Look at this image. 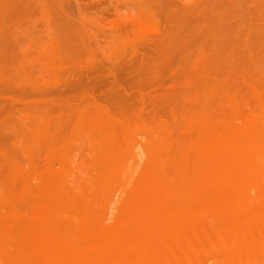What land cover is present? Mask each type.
Wrapping results in <instances>:
<instances>
[{
    "label": "rangeland",
    "instance_id": "obj_1",
    "mask_svg": "<svg viewBox=\"0 0 264 264\" xmlns=\"http://www.w3.org/2000/svg\"><path fill=\"white\" fill-rule=\"evenodd\" d=\"M213 1L215 0H0V43H4V44H0V88H1L0 89L1 90L0 91L1 92L0 93V108H1L0 111L2 112V113L0 112V121L3 120V122H0L1 123L0 124L1 126L0 127V133H1L0 150L9 151L12 154L14 153L13 154L14 156H16L21 161L26 162V153H27L26 151L27 150L22 145V137L27 132H29L32 126H34V124H32L31 121L28 119V113L30 110L34 109L39 103H43L45 105L47 104L50 105V103L51 104L53 103L57 107L61 106V103H62L63 106L65 105V107H68V110L69 109L70 111L72 110V112L70 113V111L66 109L68 111L66 113L67 116L69 115V117L72 116L73 118V116L75 115L73 119L74 121L72 120V118L70 119L69 117L66 116L67 119H70L72 121V125H74L78 121L82 113H85L87 116H92L94 115L96 110H99V109H103L107 113H110L111 116L115 120H117V122L124 124L129 129H136L138 125H142V124H146V125L149 124L153 126V124H158L159 122H163L165 124H168L167 126L170 129L172 128L171 131L173 132L175 139L177 138V135H178V138L176 140H179L180 142L181 141L185 142L188 140V137L185 135L184 130H186V128L189 126V123H188L189 119H191L193 115L198 113L203 106L204 98L201 97L200 93H198L197 86H199L202 83L205 84L206 81L210 82V83L207 82L206 84L213 83L212 88L214 89V94L211 96L213 98L211 99L210 97L209 100L207 101L210 103H208V105L206 103L208 107L207 117H208L209 122L206 125L199 126L198 128H196L197 130L200 128L198 131H204L208 125L215 126L224 117V115H228L231 112L232 113L230 115L232 117H236V119L239 118L240 120H242V118L245 115L251 114L252 112L255 113L254 115L256 116L257 115L259 116V114L264 115V96H263L264 95V77H262L259 73L255 72L254 68L252 67L254 62L257 64L258 62L262 63L264 61V55L263 53H261L262 50L261 49L259 50L260 48L259 44H256L259 42L258 37L255 36V35H259L262 32L264 33V17H262V15L264 16V10L262 14V12H260L259 10L260 8H254L253 6L252 7L250 6L249 9L251 8L253 12L251 11V13H249L250 10L246 11L245 16L248 15V17L246 16L245 18L241 20V22H238L236 24L238 27H236L237 29L235 28V30L238 34H240L239 32H241L242 36L240 35V37H242L241 41L243 44L240 43L236 49L227 50L229 51V54L233 52L234 55L231 54V56L233 57L236 56L234 58L232 57V61H233L231 62L232 70L230 71V73L235 72L236 75L228 74V72L226 73L224 71L218 72V70L217 72L216 70H214L213 71L214 73H213V72L207 71L208 69L204 68L203 66H194L192 64H191V67H190L191 70H190L189 68L190 63H189V66H186L187 65L186 61L182 60L181 62V59H180L181 53H179V51L181 52L183 51V48H184L183 45L187 44L185 45V49L188 45L190 47L191 45L194 47L198 46L197 43L199 42V40H196V38L198 39L200 38V36H198L200 31H199V28L195 27V25L197 26L196 23L199 22L200 20L204 21L203 18L205 17L209 19L212 18L209 5L213 3ZM217 1H219V3H221L224 7L227 6L226 7L227 12L226 11L225 12L229 13L228 15L231 16L237 13L236 12L237 7L234 5L235 0H217ZM250 1L251 2H249V0L248 1L246 0V2L252 3V0ZM248 3L246 4L249 6L250 4ZM199 5H201L200 8H199ZM194 9L196 11L198 9L200 12L199 11L196 12ZM206 9L209 10V13H210L209 17H208L209 13L208 11H206ZM152 10L155 13H152L153 12ZM202 10L204 13L207 12L205 13L207 14V16L203 14ZM182 11L183 13H181ZM256 11H259V14ZM254 12L256 13V15L254 14ZM141 13H143L146 18V19H142V21L144 20L143 21L144 24L142 23L140 19V18H144L143 17L144 15ZM196 13L197 15H195ZM191 14L192 15L194 14L195 16L194 15L191 16ZM201 14L203 16H200ZM140 15H143V16L141 17ZM251 15H253L251 19H254V20L253 21L251 20L250 22L249 20H250ZM177 16L183 17L184 19L183 18L180 19ZM190 16L192 17V19ZM198 16L200 17V20L193 21L194 18L195 20H197L199 18ZM148 17H150V19H148ZM256 17H258L261 21L258 20ZM145 21H147V23ZM178 21L180 24L178 23ZM256 21L259 23H254ZM194 22H195V25L193 24L194 25L193 26L192 23ZM181 23L183 24L181 25ZM184 23L185 24L187 23V24L185 25ZM239 23L240 24L242 23V24L238 25ZM243 23L245 25L248 24V28ZM258 24L259 25L262 24V25L259 26ZM184 25L186 27H184ZM243 25H244V30L239 28V26L242 27ZM254 25L257 27H255ZM187 26H189L190 28L188 27L189 28L188 29ZM253 26H254V31H252ZM176 27L178 29L177 31L178 32L180 31L179 37H177L178 32L176 31ZM193 27L195 28V30ZM149 28L150 30H148ZM257 28L261 30H258ZM190 29H192L193 31ZM190 31L192 32L189 33ZM248 31L249 33H247ZM188 33L189 35H192L193 38L190 39V37L188 36ZM5 34L7 35V37L9 35L11 38L10 37L7 38ZM182 34L185 35L183 36L184 40L185 39L187 40L184 41L182 39L183 38ZM2 35L4 36V38L6 37L5 39H9L10 40L9 42L10 43L12 42V43L11 44L9 43L10 45H8L7 43L6 45L4 38L3 37L1 38ZM168 37H170L171 41H168L169 40ZM243 37L248 38L249 40L244 39ZM253 37L254 38L257 37V39L255 38L257 42L254 41V39H252ZM79 38L81 40V43L79 42L80 41ZM166 38L168 40H166ZM174 38L176 39L178 38L177 39L178 41L175 40ZM181 39L184 41L183 43L180 42L182 41ZM194 40H196L197 43ZM244 40L246 41L243 42ZM60 41H62L63 44L60 43ZM178 42L181 44H179ZM248 42L250 43L248 44ZM64 44H67V45L69 44V45L65 46ZM165 44L169 46V47L167 46L169 50L168 48H166ZM176 44H178V46L181 45V47L182 46L183 47L180 48ZM241 44L243 47L241 46ZM245 44L247 47H245ZM11 45L13 48L10 47ZM82 45L84 46V50H82L83 49ZM1 46L4 49L1 48ZM189 46L187 48H190ZM248 46L250 47L248 48ZM5 47L9 48V50L11 48L12 49L10 51H8L7 49L5 52V49H6ZM64 47H66V49L68 50L69 55H70L69 57L73 59L69 61L72 67L70 66V63L67 61L68 60L67 58L69 57L67 56L64 59V56H62V54H65L67 52L65 50H62L64 49ZM239 47L242 48L240 51L238 50ZM177 48L178 49L180 48L179 51L177 50ZM190 49H193V47ZM255 49L257 51H254ZM12 50L16 53H14ZM56 51L59 53V55L56 54ZM250 53L254 55L253 58L249 57ZM258 53L261 55H259ZM137 54H138V57H136ZM156 54L157 55L159 54V55L157 56ZM6 55L7 57L5 58ZM133 57L135 58L134 60H133ZM155 57L157 60L155 59ZM7 58H9L8 61L12 60L11 62L9 61V66H8V61H6ZM18 58L20 59L17 60ZM176 58H178L179 63ZM248 58H250V60ZM88 59L89 61H87ZM246 59H248L250 62L246 61ZM14 60L16 61V63L14 62ZM121 60L125 62H122ZM174 61H175V64L173 63ZM62 62H64V64L67 63V65L66 66L63 65ZM4 63L7 66L6 65L4 66ZM10 64L12 65L10 66ZM180 64L182 66L181 68H180ZM13 65H14V68H13ZM170 65H171V68H169ZM60 66L63 67L65 70H63ZM246 66L247 67L249 66V67L247 68ZM176 67L177 68L179 67V68L177 69ZM130 68H132L133 70ZM3 69L5 70L7 69L6 71L10 69L12 70L10 71L11 73H9V71L6 72ZM72 69H74V72L76 71L77 74L74 72L71 73V71H73ZM205 70L208 73L210 72L209 76H208V73L205 72L206 73L205 74L204 72H202ZM176 72L179 75H177ZM180 72L183 73V75H185L186 72L187 74L185 75V77L182 78ZM222 73L224 74L221 75ZM80 74L82 77L80 76ZM227 74H228V77L226 76ZM59 75L61 78L59 77ZM175 75L179 76L178 78L181 80H179L178 78L177 80H175V78L177 77ZM8 77H11V79ZM231 77L232 79H230ZM225 78H227L229 82L225 81L226 80ZM260 79H262V81H260ZM178 80L184 81V82L180 83ZM73 81L74 83H72ZM77 82H80L79 83L80 85ZM227 82L231 88H229L228 85H226ZM214 83L215 84L217 83L216 86ZM74 84L75 85L78 84V86L81 88L77 87V85L75 86ZM7 85H8V88L12 87V89L10 88L9 90L7 88ZM81 85L85 88L83 89ZM73 87H75L74 88L75 90L73 89ZM193 87L195 91L192 90ZM111 88H113V90H111ZM77 89H79V91ZM80 89L82 91L87 89V92L86 90L82 92ZM217 89H219V91ZM68 90H69V93H66L68 92ZM11 91L13 93H11ZM187 91L189 94L187 93ZM239 91H241V93ZM79 92L81 95L79 94ZM76 93L78 95L77 97L78 99L77 98L75 99ZM109 93L112 97H110ZM158 93H159V96H157ZM15 94H17L18 96ZM45 94L47 98L44 97ZM112 94L114 95V98L116 100H113L114 98ZM72 95H74V97ZM106 95H108V97ZM173 95H175L176 97H179L178 98L179 100L176 99V97H173ZM68 96H70L72 100ZM79 96L81 99H79ZM58 97H60V101H61L59 102L60 104L58 103V99H59ZM97 97L100 99H98ZM64 98L69 99L70 102L67 99H65L64 101ZM108 98H110V100H108ZM181 98L184 99L185 102L181 100ZM51 99L53 100L55 99L54 101L57 102V104L53 102ZM89 99H92V100L90 101ZM260 99H261V102H259ZM40 100L43 102H40ZM119 100H120V103H124V101L126 100L128 103H125V105L128 104V106L125 108L123 107L125 106L123 104L119 106ZM130 100L132 101V103L130 102ZM146 100L147 101L149 100V101L146 102ZM217 100H219V102ZM255 100H257L258 103ZM102 101H105V102L103 103ZM106 101H107V104H105ZM115 101L116 103L118 102V104L113 103ZM200 101H202V105H200L201 104ZM254 102L257 104H254ZM232 103L235 105V110L231 109ZM259 103L260 104L262 103V105H260ZM72 104L73 105L77 104V105H74V108H73ZM111 104L113 105L116 104V105L113 107V105ZM180 105H183L182 108L184 109L180 108L179 107ZM259 105L260 107L262 106L261 107L262 109L259 108L260 110H258ZM116 106H119L118 107L119 109L122 108V112L118 113L117 112L118 110L115 109L117 108ZM133 106H136V109ZM64 108H63V111H64ZM131 108H134L135 110L133 109L134 111L133 110L130 111ZM167 108L168 109L170 108L171 110L169 109L170 111L168 112ZM175 108L178 111L175 110ZM254 108L256 109L254 110L255 112L253 111ZM76 109H77V113L75 111ZM11 110H14V112L13 111L11 112ZM228 110H230L231 112L230 111L228 112ZM256 111L259 114H256ZM53 112L54 110L52 111V113ZM55 112H54V115L52 114L50 115V118L53 117L51 118L53 120L58 117L57 114H55ZM128 112L130 113V115ZM73 113L74 115H70ZM112 113L113 114L115 113V114L113 115ZM170 113H173L172 114L174 116L173 119L171 118L172 116H170L169 119H167L168 116L171 115ZM116 114H118L119 116L121 114L124 117L125 122L123 118H121L122 116H120L118 119L117 118L118 116ZM126 114H128L129 117ZM158 114L159 116H162L161 117L162 121L159 120L160 117L157 116ZM2 116L6 117V119L8 118L9 121L8 120L6 121V119ZM133 117H135L136 119L135 118L133 119ZM153 117L155 118V121ZM170 118H171V121H170ZM179 118H180V121L178 120ZM137 119H140V120H137ZM181 119L182 120L185 119V120L181 121ZM236 119L235 118L233 119V126H240L242 124L241 122L243 121L240 122V120H236ZM47 120H48L47 117H42L39 119V123H45ZM174 120H176V123ZM178 121L182 123H179ZM131 123H134V124H131ZM261 126L262 127L260 128L261 129L260 135L264 136V121H262ZM177 127H178V130H176ZM1 128H4V129H1ZM174 128H176L175 129L176 131L174 130ZM83 131L84 132H82L80 137L77 135V136H73V138L70 137L69 139L70 144H71L70 157L74 164L75 171L73 174H71L67 178V184L71 187L72 191H74L78 195L83 194L81 185L77 183L78 176L82 178L83 183L93 186L94 185L93 175L100 174V173L107 174L113 168V166L107 165L102 162V154L105 153L108 149L105 146L104 147L94 146V140H93L94 137L92 133L93 130H92V126L90 125L88 121L87 122L85 121ZM176 132L178 133L177 135H176ZM9 136L12 137L13 141H11V138ZM179 136L180 138L182 137L181 140L179 139ZM8 139H10L9 142H8ZM237 140L239 141L240 138L236 139L234 143L236 144L242 143L241 140H240L241 142L240 141L238 142ZM62 141L63 139L60 138L59 142L61 143ZM163 143H166V142H163ZM163 143H160V145H165ZM7 144L9 145L7 146ZM149 152L152 153L153 149L149 148L147 150V153ZM19 156L21 158H19ZM233 158L235 162L241 166H251L254 164V162L250 159L247 151H244V150L241 151L240 148L234 151ZM214 163L218 164L219 161H215ZM6 174L7 173L5 171L0 172V179L6 178L5 177ZM102 177L103 178L101 179V186H105V187L115 186V179L113 177H111L110 175H103ZM263 178L264 177H262V179ZM36 183L37 181L35 180V184ZM179 184L180 182H176L177 186L181 185ZM198 184L202 187L203 190H214V193H215L214 196H217L219 200H222L224 196H227V199L229 198V200L231 199L232 202L228 201L230 203L229 206H231V208L228 206V204H226V207L228 209L227 215L230 216L231 214V218L233 220L232 222L233 226H231V228L229 229L230 231L223 228L222 225L220 227V224L217 221H215V218L211 213L212 207L210 204L202 205V203H196L197 204L196 205V204H191L189 202H186V203L184 202L183 205L181 206H175L170 211V216L174 219L173 222L170 223L169 225L162 226L158 231L153 232L154 234L151 232L152 229L150 226L151 215L147 214L146 212L140 211V213L135 217V219L129 222L127 229L119 236L118 239L116 238V239L110 240V244H117V243H124V242L127 243V248L125 249L124 252H122L123 254L120 255L119 257L120 261L117 264H121V263L128 264L129 260L127 261L123 259V257L127 255L133 258L132 261L130 262L131 264H151V263L161 264V261H158V260H161L163 257L172 255V254H173L172 263L175 262L174 264H180V263L181 264H191V263L196 264V262H199L197 264H250L249 261L252 262L254 258H257V256L260 261L258 260L252 264H264V208L262 209V207H264V197L260 196L257 191L253 190L254 188L252 189V187L246 188L242 192V194H239L237 183L234 180L223 184V183H216L215 181H212L210 179H204L203 181H199ZM133 186L134 185H131V188ZM255 194L257 195V197ZM214 196H213V201L214 200L219 201L218 198ZM2 199L3 198H1V200ZM174 199H175L174 197L167 198V202L173 203ZM30 202H31L30 197H26L22 199L21 202L17 204L18 209L21 212H27L29 210ZM126 203H127V199L121 200L120 204L117 203L116 205L117 210H114L113 214L109 217V220H106L107 222L106 225H111L113 223L114 219L116 218V215L118 214V209L121 208ZM236 204L243 205L244 209H242L239 213H236L235 216H233ZM249 204H251V206H249ZM187 207H191L197 211L195 212V216H191L188 218L187 217L183 218L181 216V209L187 208ZM6 212L7 210L3 207V203L1 202L0 203V214L4 215L6 214ZM260 212H261V215L259 214ZM81 214H82L81 212H79L78 214H74V215L63 214L59 217V219L63 223V225H74L76 224L77 219ZM207 217H212L213 219L212 218L208 219ZM210 219H211V222H210ZM235 220L239 222L237 223ZM206 223H207L206 225L207 227L205 226ZM241 226L244 229H242ZM219 228L224 229V230H220L221 231L220 232L218 231ZM184 230H186L187 232H183ZM68 231L69 230L64 228L63 234L65 236H69L70 234ZM209 233H211L213 236L210 237ZM219 234H221V237H223L224 235L223 238H225L227 242L230 244V250L224 254L211 256L210 252H212L213 249H216L214 248L216 247L215 245H217V248L220 245L221 246L224 245L223 242L225 241V239H222ZM212 237L213 239H211ZM221 239L224 241H222ZM246 240H248V242ZM22 241H23V238L20 235V233L17 231V229L12 228L10 231V236L8 237L7 242H6L7 246L12 249L13 247L17 248L19 245H22ZM167 243L169 247L166 245ZM256 251L260 253L258 254V252ZM86 252L88 254H91V257L93 259L92 262H90V264H106L105 260L102 259V257L99 255L97 248L88 247ZM226 256L228 257V260L225 261L224 259ZM220 258L224 261H222ZM194 259L196 262L194 261ZM140 261L143 263H141ZM78 264H83V262L81 261Z\"/></svg>",
    "mask_w": 264,
    "mask_h": 264
},
{
    "label": "bare ground",
    "instance_id": "obj_2",
    "mask_svg": "<svg viewBox=\"0 0 264 264\" xmlns=\"http://www.w3.org/2000/svg\"><path fill=\"white\" fill-rule=\"evenodd\" d=\"M235 1H234V5L237 7V11H236L237 13L235 12L236 14L231 15L233 17L228 15L229 13H226L227 12V8H226L227 6L224 7L221 3H219V1L215 0V1H213V3H211L209 5L210 6V13L212 15V18L210 17L211 19L206 18V17L205 18L202 17L204 20V21H202V20H200L199 16H198L199 18L196 17V18H198L197 20H195V18H194L193 21H199L200 20L199 22L196 23L197 26L195 25V22L192 23V25L194 24L195 27L199 28L200 32H199L198 36H200L201 39L200 38L198 39L195 37L196 40H199L198 43L196 42V40H194L198 45L196 47H194L192 45L190 47L188 45L190 48L193 47V49L187 48L188 46L185 49V45H187V44L183 45L184 48H183L182 52L179 51V49L182 48L183 46L181 47V45L178 46V44H176L178 47H180L179 49L177 48V50L179 51V53H181L180 54L181 58L179 56V58L181 59V62H182V60L186 61V64H187L186 66H189V63H190L189 68L191 67V64H192L194 66H203L204 68L208 69V70L206 69L207 71H210V72H213L214 70H216V72H217V70H218V72L224 71L226 73L228 72V74H235V72L230 73V71L232 70L231 69L232 68L231 62H233L232 61L233 56H231V54H233V52L231 54H229V51H227V50L236 49L239 46V44L242 43V41H241L242 37H240L241 32H239L240 34H238L235 30V28L238 27L236 24L238 22H241V20L243 18H245L246 16L248 17V15L245 16V14H246V11H248V10H250L249 13H251L252 10H251V8L249 9L250 6L251 7L253 6L254 8H260L259 10H260V12H262V14H263V10H264V1L263 0H254V1L252 0V3H248V2H246V0H235ZM249 2H251V1L249 0ZM246 3H248L250 5L248 6ZM200 6L201 5H199V8H200ZM224 8H225V10H224ZM198 9H197V11H199ZM206 11H208V13H209V10L206 9ZM199 12H198V14H199ZM202 12H203V10H202ZM256 12H258V14H259V11H256ZM152 13H155V12L153 11ZM181 13H183V11ZM205 13H207V12H205ZM205 13L203 12V14H205ZM210 13H209L208 17L210 16ZM141 14H143V13H141ZM247 14H248V12H247ZM254 14L256 15L255 12H254ZM143 15H140V16L142 17ZM186 15H184V16H186ZM193 15L191 14V16H193ZM195 15H197V13ZM205 15L207 16V14H205ZM253 15H251V17L249 16L250 22H251V20L252 21L254 20V19H251ZM200 16H203V15L201 14ZM260 16H259V18H260ZM143 17L144 18H140L141 21H142V19H146L145 15ZM177 17H179V16H177ZM262 17H264V16L262 15ZM179 18L181 19L183 17H179ZM256 18L258 20H260L258 17H256ZM148 19H150V17H148ZM191 19H192V17H191ZM143 21H142V23H143ZM179 21H178V23H179ZM193 21H191V22H193ZM145 22L147 23V21H145ZM184 22H185V20H184ZM254 23H259V22L256 21ZM182 24L183 23H181V25ZM241 24L239 23L238 25H241ZM185 25H184V27H186ZM244 25L242 26L243 28L240 26H239V28L244 30ZM260 25H262V24H260ZM245 26H247V28H248V24H246ZM254 26L252 27L253 28L252 31H254ZM188 27L189 26H187V28ZM255 27H257V26H255ZM4 29H3V31H4ZM192 29H190V30H192ZM257 29H255V30H257ZM148 30H150V28ZM177 30L178 29L176 27V31ZM194 30H195V28H194ZM248 30H250V29H248ZM258 30H261V29H258ZM192 31H190L189 33H191ZM179 33H180V31L177 33L178 34L177 37H179ZM189 33H188V36L190 37V39L193 38L192 35H189ZM247 33H249V31ZM253 33H255V32H253ZM166 34H168V33H166ZM184 34H182V37L185 36ZM186 34H187V32H186ZM5 36L7 37L6 34H5ZM253 36H254V34H253ZM255 36L258 37V41H259L256 44H259V47H260L259 50L261 49L262 50L261 53H263V55H264V33L262 32L259 35H255ZM2 37L4 38L3 35L1 36V38ZM8 37H10V36L8 35ZM257 37H255V38L257 39ZM5 38H4V41L6 42V45H7V43H8V45H10L12 42L10 43L9 42L10 40L5 39ZM255 38L253 37L252 39H254V41L257 42V40H255ZM168 39L166 38V40L171 41L170 37H168ZM174 39L177 40L178 38L177 39L174 38ZM182 39L184 40V37ZM244 39H248V38H244ZM79 40H80V38H79ZM183 40L180 42L183 43L187 39H185L184 41ZM245 41L246 40H244L243 42H245ZM79 42L81 43V40ZM165 42H167V41H165ZM250 42H248V44ZM252 42H253V40H252ZM60 43H62V41H60ZM167 43H169V42H167ZM0 44H4V43H0ZM162 44H163V42H162ZM162 44H160V45H162ZM179 44H181V43H179ZM242 44H241V46H242ZM246 44H245V47H247ZM64 45L68 46L69 44L68 45L64 44ZM63 46H62V48H63ZM167 46L168 45H166V48L169 47V46L168 47ZM10 47H12V45ZM161 47H163V46H161ZM249 47L250 46H248V48ZM1 48H3V47L1 46ZM5 48H6L5 49V52H6L7 49H8V51H10L13 47L10 50L7 47H5ZM82 48H83L82 50H84V46ZM239 48H238V50L240 51L242 48H240V49ZM257 48H258V46H257ZM256 49L254 51H257ZM62 50L67 51L65 54H62V56H64V59L67 56L68 57L70 56L66 47H64V49H62ZM168 50H169V48H168ZM248 51H250V50H248ZM250 52H252V51H250ZM14 53H16V52H14ZM14 53H12V54H14ZM63 53H64V51H63ZM85 53H86V51H85ZM154 53H156V52H154ZM56 54L59 55V53L57 51H56ZM10 55H11V53H10ZM194 55H195V57H194ZM259 55H261V54H259ZM253 56L254 55H252V53H250L249 57L253 58ZM255 56H256V54H255ZM6 57H7V55L5 56V58ZM17 57H19V56H17ZM136 57H138V54ZM156 57H155V59H156ZM234 57H236V56H234ZM243 58H244V56H243ZM250 58H248V59L250 60ZM8 59L9 58H7L6 61H8ZM19 59L20 58H18L17 60H19ZM67 59H68L67 60L68 62L73 60L71 57H69ZM75 59H74V61H75ZM134 59L135 58L133 57V60ZM176 59L178 61V58H176ZM248 59H246V61H249ZM15 60H14V62L16 63ZM90 60H91V58H90ZM126 60H128V59H126ZM9 61L11 62L12 60H9ZM9 61H8V66H9ZM78 61H79V59H78ZM87 61H89V59ZM122 62H125V61H122ZM240 62H242V61H240ZM5 63H7V62H5ZM5 63H4V66L6 65ZM173 63L175 64V61ZM178 63H179V61H178ZM258 63L256 64L254 62V64L253 65L251 64V65L254 68L255 72L259 73L262 77H264V61L262 63H259V64ZM62 64L65 66L67 65V63L64 64V62H62ZM11 65L12 64H10V66ZM247 65H248V63H247ZM70 66H71V63H70ZM186 66H185V68H186ZM181 67L182 66L180 64V68ZM13 68H14V65H13ZM61 68L63 70H65L63 67H61ZM156 68H157V66H156ZM169 68H171V65L169 66ZM130 69H132V68H130ZM3 70H5V69H3ZM11 70L12 69L8 70L9 73H11L10 72ZM72 70L73 71L70 70L71 73L74 72V69H72ZM190 70H191V68H190ZM206 70L202 71V72L205 73ZM8 71H6V72H8ZM175 71H177V70H175ZM142 72H144V71H142ZM187 72H186V74H187ZM74 73H76V71ZM206 73H208V72H206ZM209 73H208V76H209ZM223 74L224 73H222L221 75H223ZM228 74L226 75L227 77H228ZM72 75H74V74H72ZM177 75H179V74L177 73ZM177 75H175V76H177ZM185 75H183V73H181L182 78L185 77ZM44 76H46V75H44ZM67 76H69V75H67ZM80 76H81V74H80ZM11 77H8V78L11 79ZM59 77H60V75H59ZM178 77L179 76H177L175 78V80H177ZM152 78H154V77H152ZM118 79H120V78H118ZM225 79H224L225 81H228L227 78H225ZM230 79H232V77ZM179 80H181V79H179ZM74 81H76V80H74ZM74 81L72 83H74ZM200 81H202V80H200ZM200 81H198V82H200ZM213 81H214V79H213ZM260 81H262V79H260ZM179 82L183 83L184 81H179ZM207 82H209V81H206V83ZM228 82L226 85H228ZM77 83L79 84L80 82H77ZM206 83L205 84L202 83L203 85L200 84L199 86H197L198 87L197 88L198 93H200L201 97L204 98L203 106L198 113H196L195 115H193V117L191 119H189V122H188L189 126L186 128V130H184L185 135L188 137V140L185 138L187 140L185 142H183V141L180 142L179 140H176L178 138V135H177L178 131L176 132L177 138L175 139L173 132L171 131L172 128L170 129L167 126L168 124H165L163 122H159L158 124H153V126L149 125V124L148 125L142 124V125H138L136 129H129L124 124L117 122V120H115L111 116L110 113H107L103 109L96 110V112L92 116H87L85 113H82L80 118L78 119V121L74 125H72V121L70 120L72 118V116L69 117V115L68 116L66 115V113L68 111H70V109L68 110V107H65V105L63 106L62 103H61V106H59L60 108L57 107L53 103L52 104L50 103V105H48V104L45 105L43 103H39L34 109L30 110L28 113V119L31 121L32 124H34V126H32V128L29 130V132H27L22 137V145L27 150L26 151L27 152L26 153V162H23L20 159H18L16 156L13 155L14 153L12 154L11 152L6 151V150H0V172L5 171L7 173L6 174L7 176L5 175L6 178L0 179V203L2 202L3 207L7 210L6 214H4V215L0 214V263H2V264H78L79 262L82 261L83 264H90V262H92L93 259L91 257V254H88L86 252V250L88 247H90V248L95 247L98 249L99 255L102 257V259L105 260L106 264H117L120 261L119 260L120 255L123 254L122 252H124L125 249L127 248V243L124 242V243L110 244V240L116 239V238L118 239L119 236L127 229L129 222L133 221L135 219V217L140 213V211L146 212L147 214L151 215L150 226H151L152 231L151 230L150 231L153 233V232L158 231L162 226L169 225L170 223H172L174 219L170 216V211L175 206L183 205L184 202L185 203L189 202L191 204L202 203V205L203 204L204 205L210 204L212 207L211 213L214 216L215 221H217L220 224V227L222 225L223 228L229 230L231 228V226H233L232 225L233 220L231 218V214H230V216L227 215L228 209L226 207V204H228V206H229L230 205L229 202H232L231 199L229 200V198L227 199V196H224L225 198L223 197L222 200H219V198L217 196H214V194H215L214 190H203L202 187L198 183H199V181H203L204 179H210L212 181H215L216 183H223V184L234 180L237 183L239 194H242V192L246 188L252 187V189L254 188L253 190L257 191L260 196L264 197V182H263L264 178L262 179V177H264V136L260 135V132H261L260 128L262 127L261 126L262 121H264L263 120L264 115L257 113V111L260 110L259 108L262 107V106L260 107V105H262V103L261 104L259 103L260 105L258 106V110L256 111V114H259V116L254 115L255 113L252 112L253 114L251 113V114L245 115L242 118V120H240L239 118L236 119V117H232L230 115L232 112L230 110H228V112L230 111L231 113L228 115H224V117L215 126H209L208 125L204 131H198L200 128L198 130L196 128H198L199 126L206 125L209 122L208 117H207V109H208L207 105L210 102H207V101L214 94V89L212 88L213 83H211V84H206ZM78 84H76L77 87H79ZM129 84H131V83H129ZM216 84H215V86H216ZM8 85H7V88H8ZM169 85H170V83H169ZM66 87H67V85H66ZM228 87L231 88L230 85H228ZM10 88L12 89V87H10ZM10 88H8V89L10 90ZM74 88L75 87H73V89ZM79 88H81V87H79ZM84 88L85 87H83V89ZM113 88H111V90H113ZM67 89H69V88H67ZM77 90L79 91V89H77ZM85 90L87 92V89H85ZM85 90H83V91H85ZM192 90L195 91L194 87ZM217 90L219 91V89H217ZM91 91H92V89H91ZM188 91H187V93H188ZM117 92H119V91H117ZM239 92L241 93V91H239ZM7 93H9V92H7ZM11 93H13V92L11 91ZM66 93H69V90ZM77 93L75 95L76 96L75 99L78 97ZM5 94H6V92H5ZM17 94H15V95H17ZM79 94H80V92H79ZM66 95H68V94H66ZM109 95H110V93H109ZM72 96L74 97V95H72ZM106 96L108 97V95H106ZM157 96H159V93ZM36 97H37V95H36ZM44 97L47 98L46 94ZM68 97L71 98L70 96H68ZM110 97H112V96L110 95ZM115 97H117V96H115ZM173 97H176V96L173 95ZM216 97H218V96H216ZM40 98H42V97H40ZM58 98H59L58 99V103H59L61 101H60V97H58ZM113 98H114V95H113ZM178 98L179 97H176V99H178ZM212 98L213 97H211V99ZM65 99H67V98H64V101H65ZM79 99H81L80 96H79ZM92 99H89V100L91 101ZM98 99H100V98H98ZM123 99H122V101H123ZM51 100L53 102H55L54 101L55 99L54 100L51 99ZM67 100L69 101V99H67ZM67 100H66V102H67ZM71 100H72V98H71ZM108 100H110V98H108ZM113 100H116V99L114 98ZM126 100H127V98H126ZM126 100L124 101V103H120V100H119V106L121 104L125 105V103H128ZM131 100H130V102L132 103ZM169 100H171V99H169ZM181 100H183L185 102L184 99L181 98ZM199 100H201V99H199ZM148 101L146 100V102H148ZM153 101H155V100H153ZM217 101L219 102V100H217ZM255 101L257 102V100H255ZM40 102H43V101L40 100ZM102 102L104 103L105 101H102ZM141 102H142V100H141ZM200 102H201L200 105H202V101H200ZM259 102H261V99ZM55 103L57 104V102H55ZM113 103H116V101ZM206 103H207V105H206ZM257 103L254 102V104H257ZM65 104H67V103H65ZM105 104H107V101ZM116 104H118V102ZM180 104H181V102H180ZM74 105H77V104H74ZM74 105H73V108H74ZM111 105H113V104H111ZM115 105H113V107ZM200 105H198V106H200ZM213 105H214V103H213ZM66 106H68V105H66ZM69 106H70V104H69ZM109 106H110V104H109ZM119 106H116V107L118 108ZM127 106H128V104L123 106V107L125 108ZM153 106H154V104H153ZM182 106L183 105H180L179 107L182 108ZM186 106H187V104H186ZM7 107H8V105H7ZM133 107H135V109H136V106H133ZM63 108H64V111H63ZM117 108H115V109L118 110L117 111L118 113L122 112V108H120V109L119 108L117 109ZM150 108H152V107H150ZM126 109H124V110H126ZM133 109L134 108H131L130 111ZM161 109H163V108H161ZM169 109H168V112L172 108L170 110ZM182 109H184V108H182ZM231 109L235 110V105L233 103L231 104ZM0 110H1V108H0ZM53 110H54V112L56 111L55 114H57V116H58L54 120L51 119L53 117L50 118L51 114L54 115V112L52 113ZM175 110H177V109L175 108ZM254 110H256V109L254 108L253 111ZM12 111L14 112V110H11V112ZM75 111L77 113V109ZM75 111H73V112H75ZM112 111H113V109H112ZM8 112H10V111H8ZM71 112H72V110L70 111V113ZM124 112H123V114H124ZM173 113H170L171 115H169L167 119H169L170 116H172L171 118L173 119V117H174L172 115ZM260 113H261V111H260ZM15 114H16V112H15ZM162 114H163V112H162ZM70 115H74V113L70 114ZM116 115L118 116L117 117L118 119L120 116H122L121 114H120V116L118 114H116ZM126 115L128 116V114H126ZM129 115H130V113H129ZM4 116H6V115H4ZM4 116H2V117H4ZM66 116L69 117L70 119H67ZM85 116H87V117H85ZM157 116H159V114ZM42 117H47L48 120L45 123H39V119ZM74 117H75V115L73 116L72 120L74 119ZM159 117H160L159 120L162 121V119H161L162 116H159ZM163 117H164V115H163ZM4 118L6 119V117H4ZM121 118H123V120L125 122L124 117L122 116ZM131 118H132V116H131ZM134 118L135 117H133V119ZM155 118H154V121H155ZM171 118H170V121H171ZM234 118L236 120H240V122L243 121V122H241L242 124L240 126H233V119ZM7 120H8V118L6 119V121ZM75 120H76V118H75ZM137 120H140V119H137ZM178 120L180 121V118ZM184 120L185 119H183V120L181 119V121H184ZM85 121L86 122L88 121L90 123V125L92 126V130H93L92 133H93V137H94L93 138L94 146L95 147H99V146L104 147L105 146L108 149L105 153L102 154V162L107 164V165L113 166V168L108 173L106 172L107 174L100 173V174L93 175V182H94L93 186L88 185L86 183H83L82 178L80 176H78L77 177V183H79L81 185V189L83 192L82 195H78L74 191H72L71 187L67 184V178L71 174H73L75 171L74 170V164H73L71 157H70V155H71V144H70L69 139H70V137L73 138V136H77V135L79 137L81 136L82 132H84L83 130H84ZM174 121L176 123V120H174ZM0 122H3V120ZM179 123H182V122H179ZM179 123H177V124H179ZM126 124H128V123H126ZM131 124H134V123H131ZM1 129H4V128H1ZM175 129L176 128H174V130ZM176 130H178V127ZM0 135H1V133H0ZM10 138H11V141H13L12 137H10ZM60 138L63 139V141L61 143L59 142ZM239 138L242 141V143H240V144L234 143V141L236 139H239ZM179 139L181 140L182 137L180 138V136H179ZM9 140L10 139H8V142H9ZM163 142H166V143H163ZM10 143H12V142H10ZM160 143H163L165 145H160ZM8 145L9 144H7V146ZM149 148L153 149L152 153L151 152L147 153V150ZM238 148H240L241 151H243V150L247 151L250 159L254 162L253 165L241 166L235 162V160L233 158V153ZM19 158H21V157L19 156ZM215 161H219V163L218 164L214 163ZM103 175H110L111 177H113L115 179V186H113V187L101 186V179L103 178L102 177ZM35 180L37 181L36 184H35ZM135 182H136V184H135ZM176 182H180L181 185L179 184L180 186H177ZM131 185H134V186L131 188ZM229 195H231V194H229ZM213 196L217 197L219 201H215V200L213 201ZM26 197L31 198L29 210L27 212H21L18 209L17 204L19 202H21V200L26 198ZM170 197L175 198L173 203L167 202V198H170ZM251 197H252V195H251ZM256 197H257V195H256ZM1 198H3V199L1 200ZM123 199L124 200L127 199V203L118 209V214L116 215V218L114 219L113 223L111 225H106V223H107L106 220H109V217L113 214L114 210H117L116 209L117 203L120 204V201ZM225 201H226V203H225ZM249 206H251V204H249ZM229 207L231 208V206H229ZM263 208L264 207H262V209ZM242 209H244L243 205L236 204L233 216H235L236 213H239ZM79 212H81L82 214L78 217L77 222L74 225H63V223L59 219V217L63 214L74 215V214H78ZM195 212H197V211L191 207L182 208L181 209V216L183 218L184 217L188 218L191 216H195ZM259 214L261 215V212ZM207 218L209 219L212 217H207ZM235 221L237 222V220H235ZM210 222H211V219H210ZM206 225H207V223L205 224V226ZM12 228H16L17 231L20 233V235L23 238L22 245H19V246L17 245L18 247L17 248L13 247V249L8 247L6 244L7 239L10 236V231ZM64 228L69 230L68 231L70 234L69 236H65L63 234ZM241 228L244 229L242 226H241ZM199 230H201V229H199ZM220 230H224V229L219 228L218 231H220ZM183 232H187V231L184 230ZM210 232H212V231H210ZM209 234H210V237L213 236L211 233H209ZM221 234H219L220 237H221ZM237 235H238V233H237ZM151 236H153V235H151ZM223 237H224V235H223ZM223 237H221V238L225 239ZM211 239H213V237ZM222 241H224V240H222ZM246 241L248 242V240H246ZM223 243H224V245L223 246L220 245L218 247L219 249L217 248V245H215L216 247H214V248H216V249H213L212 252H210V255L216 256L219 254L227 253V251L230 250V244L227 242L226 239ZM166 245L169 247L168 243ZM170 250H171V248H170ZM256 252H258V251H256ZM256 252H255V254H256ZM259 253L260 252H258V254ZM172 255L165 256L161 260H158V261H161V264H174L175 262L172 263V261H173ZM211 256H209V257H211ZM223 256H225V255H223ZM123 259H125L127 261L129 260L128 261L129 263L128 262L127 263L131 264L130 262L132 261L133 258L130 257L129 255H127V256H124ZM152 260H150V261H152ZM224 260L225 261L228 260V257L226 256ZM224 260H222V261H224ZM258 260L259 259L257 256V258H254L252 260V262L249 261V263L252 264ZM194 261H195V259H194ZM74 262H76V263H74ZM133 262H134V260H133ZM141 263H143V262H141ZM197 263H199V262H196V264ZM191 264H194V263H191Z\"/></svg>",
    "mask_w": 264,
    "mask_h": 264
}]
</instances>
